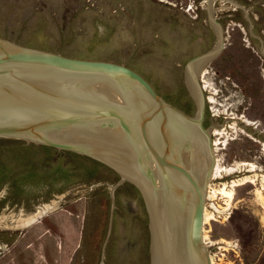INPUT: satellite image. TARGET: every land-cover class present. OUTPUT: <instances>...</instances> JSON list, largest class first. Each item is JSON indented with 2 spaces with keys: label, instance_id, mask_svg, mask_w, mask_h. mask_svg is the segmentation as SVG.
I'll return each instance as SVG.
<instances>
[{
  "label": "rangeland",
  "instance_id": "rangeland-1",
  "mask_svg": "<svg viewBox=\"0 0 264 264\" xmlns=\"http://www.w3.org/2000/svg\"><path fill=\"white\" fill-rule=\"evenodd\" d=\"M213 15L226 44L197 79L217 159L205 240L212 264H264V0H218ZM0 38L125 65L191 117L186 66L218 44L207 0H0ZM0 221V264L153 262L146 204L111 192L3 198Z\"/></svg>",
  "mask_w": 264,
  "mask_h": 264
},
{
  "label": "water",
  "instance_id": "water-1",
  "mask_svg": "<svg viewBox=\"0 0 264 264\" xmlns=\"http://www.w3.org/2000/svg\"><path fill=\"white\" fill-rule=\"evenodd\" d=\"M207 11L218 44L186 70L225 48ZM205 103L191 117L125 65L0 38V199L111 192L147 203L159 228L187 234L181 264H212L204 213L217 159ZM181 120L203 133L208 161ZM152 248L151 230V259Z\"/></svg>",
  "mask_w": 264,
  "mask_h": 264
},
{
  "label": "bare ground",
  "instance_id": "bare-ground-1",
  "mask_svg": "<svg viewBox=\"0 0 264 264\" xmlns=\"http://www.w3.org/2000/svg\"><path fill=\"white\" fill-rule=\"evenodd\" d=\"M218 0H207V9L211 8L214 10V4ZM222 1V0H221ZM213 27L217 34L220 33L221 28L218 24H213ZM208 62L206 61H200L192 65L189 70H187V85L190 89L191 93L193 94L195 100L197 101V104L199 106L202 105L204 102L203 96H202V89H200L198 85V77L201 76L204 78V75L206 74V68L208 66ZM202 81L205 83L206 81L202 79ZM204 88L206 86L204 85ZM208 102L212 103L213 99H208ZM187 130L189 131L190 135L198 145L199 149L205 156V158L208 161L207 158V146L206 141L203 133L199 130V128L195 125H191L184 120H181ZM244 122V121H243ZM246 124V123H245ZM248 125V124H247ZM216 165V164H215ZM252 167V166H251ZM230 170V169H229ZM238 170V169H237ZM253 171V170H252ZM227 172V171H226ZM238 171L230 170L229 175L235 174ZM216 173V166H214L213 169V177ZM212 177V179H213ZM212 181V180H211ZM211 181L208 185V191H207V199H208V192L209 187L211 184ZM229 195V194H227ZM207 203V202H206ZM54 204V203H53ZM148 211L150 214V221H151V230H152V219L154 221V236H153V248H152V264H181L183 251L187 243V234L159 228L157 218L155 215L154 207L147 205ZM150 208V209H149ZM206 209V208H205ZM151 212V213H150ZM46 211H40L36 216L30 217L25 223L13 227V229L20 230L25 229L27 227H30L31 225L38 222L44 215ZM46 216V215H45ZM204 221H205V213H204ZM2 222L0 221V224ZM3 228V227H1ZM153 234V231H152ZM205 237V234H204ZM154 247H155V253H154Z\"/></svg>",
  "mask_w": 264,
  "mask_h": 264
},
{
  "label": "flooded vegetation",
  "instance_id": "flooded-vegetation-1",
  "mask_svg": "<svg viewBox=\"0 0 264 264\" xmlns=\"http://www.w3.org/2000/svg\"><path fill=\"white\" fill-rule=\"evenodd\" d=\"M186 74H187V72H186ZM187 76V75H186ZM201 77V76H200ZM200 77H199V79H200ZM187 78V77H186ZM187 80V79H186ZM188 86V85H187ZM189 89V88H188ZM190 91V90H189ZM190 94H192L191 93V91H190ZM193 95V94H192ZM192 95H191V97H192ZM194 97V96H193ZM204 100V99H203ZM197 103V102H196ZM188 110V109H187ZM187 110H185V111H181V112H183L184 114H186V115H188L189 116V114H188V111ZM213 133H214V131H212L211 130V136L213 135ZM214 144H215V142H214ZM214 146V145H213ZM215 148V147H214ZM215 152H216V150H215ZM216 166V165H215ZM141 193H142V195H143V197H144V199H145V196H144V194H143V192L141 191ZM145 202H146V199H145ZM146 206H147V203H146ZM147 210H148V207H147ZM148 213H149V211H148ZM150 215V214H149Z\"/></svg>",
  "mask_w": 264,
  "mask_h": 264
}]
</instances>
